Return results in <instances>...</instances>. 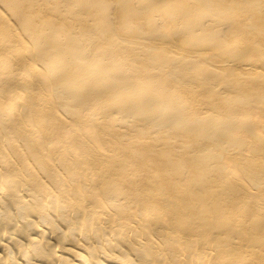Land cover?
I'll return each instance as SVG.
<instances>
[{"label": "bare ground", "instance_id": "6f19581e", "mask_svg": "<svg viewBox=\"0 0 264 264\" xmlns=\"http://www.w3.org/2000/svg\"><path fill=\"white\" fill-rule=\"evenodd\" d=\"M0 264H264V0H0Z\"/></svg>", "mask_w": 264, "mask_h": 264}]
</instances>
